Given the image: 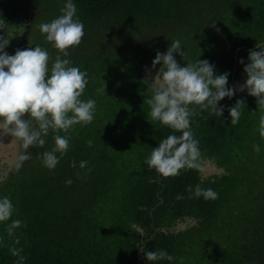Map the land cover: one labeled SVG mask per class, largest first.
Masks as SVG:
<instances>
[{
    "label": "trees",
    "instance_id": "obj_1",
    "mask_svg": "<svg viewBox=\"0 0 264 264\" xmlns=\"http://www.w3.org/2000/svg\"><path fill=\"white\" fill-rule=\"evenodd\" d=\"M66 3L0 0V18L14 27L15 18L34 7L33 20L24 23L27 48L31 41L46 49L50 68L58 52L38 26L59 17ZM72 3L77 8L74 19L83 23L85 34L68 50L70 55L61 58L87 72L81 99L96 101L94 118L58 133L70 138L69 149L54 169L44 167L40 158L54 147L50 132L44 147H34L19 172L0 183V198L8 197L15 207L11 220L22 221L13 237L6 232L11 220L0 223V264H16L18 258L9 251L16 238L23 264H264V140L258 131L262 112L256 98L235 91L232 98L218 102L224 108L222 117L197 108L199 114L190 118L202 167L210 159L227 174L203 178L191 169L164 178L149 170L145 160L161 140L181 133L151 119L150 106L144 103L151 93L142 78L143 65L179 40L184 59L173 55L182 67L207 60L215 66V75L229 73L226 87L238 79L246 82L249 52L259 51L257 43H264V0ZM211 21L228 41L207 29ZM10 42L12 46L13 39ZM103 88L106 93L98 92ZM237 100L244 102L239 123L233 126L228 109ZM257 144L258 153L253 149ZM81 161H87L85 168L79 167ZM197 184L211 188L218 198L189 199L186 189ZM178 194L184 199L177 200ZM187 217L197 224L178 234L161 231ZM139 247L164 250L175 259L151 262Z\"/></svg>",
    "mask_w": 264,
    "mask_h": 264
},
{
    "label": "clouds",
    "instance_id": "obj_2",
    "mask_svg": "<svg viewBox=\"0 0 264 264\" xmlns=\"http://www.w3.org/2000/svg\"><path fill=\"white\" fill-rule=\"evenodd\" d=\"M61 15L51 22L40 24L39 30L45 35L46 42L56 49L58 55L49 68L50 54L41 46L17 49L14 55H9L5 49L10 41L15 39V27L0 18V136H11L13 142H20V147L27 152L23 158H30L28 149L43 148L45 137L53 133L54 147L50 151L40 154L43 166L54 169L59 159L69 149V137L59 135L63 131L69 132L73 126L90 124L94 118L96 101L81 99L88 84L87 72L79 67L71 66L69 59H62L70 55L69 49L78 46L84 36V25L79 19H74L77 8L72 0L61 8ZM259 51L249 52V63L244 67L247 74L246 82L239 90L248 91V95L255 97L257 106L262 114L259 118V135L264 140V43H257ZM174 53L184 59L181 51V42L172 41L167 51L157 52L152 66L161 65L154 79H145L150 98L144 103L150 106V117L173 130V133L159 142L153 148L151 155L146 158L145 164L149 170H155L164 178L179 175L181 170L195 169L203 172L202 154L199 141L194 138L191 126V117L207 110L210 115L222 117L224 108L218 107V102L225 97L232 98L234 88L226 87L229 73L215 75V66L207 60H198L187 63L182 67L177 63ZM239 63L243 64L241 59ZM98 92H105V88ZM244 101L237 100L235 105L228 109L231 124L239 123L240 106ZM35 127H32V124ZM89 147L92 141L88 140ZM254 151H260V146L253 145ZM59 153V157L57 156ZM87 161H81L80 168H85ZM72 167H76L73 162ZM71 184L72 181H66ZM189 199L203 197L205 200H216L218 194L209 189H202L199 184L193 189L189 186ZM177 200L184 199L177 195ZM15 207L8 197L0 198V223L11 220ZM22 221L11 220L6 225L9 237L15 235V229L21 227ZM143 244V242H141ZM19 244L16 238L14 245ZM9 248L11 254L17 257L16 264H23L25 257L23 249L15 246ZM148 261H173L174 256L164 250L145 251Z\"/></svg>",
    "mask_w": 264,
    "mask_h": 264
},
{
    "label": "water",
    "instance_id": "obj_3",
    "mask_svg": "<svg viewBox=\"0 0 264 264\" xmlns=\"http://www.w3.org/2000/svg\"><path fill=\"white\" fill-rule=\"evenodd\" d=\"M33 11L30 12H24L23 15L25 16L23 18V23H27L29 21H32L35 16V8H32ZM18 19V18H17ZM207 29H213L215 30L225 41H228L227 34L222 30V28L218 25L217 22H213L208 25ZM14 35V34H13ZM25 36V34H23ZM228 47L231 46V44L228 42ZM245 50H248L245 48ZM238 54V52H236ZM237 59V58H236ZM159 69L155 66H153L150 63H146L142 67V78L152 80L155 78L157 72ZM245 82H235L232 83V88L235 89L236 92H245L248 93L247 89L245 88L244 91H240L239 88L241 85H243ZM27 152H25L20 147V142H13V137L9 136H0V159L1 163H7L10 166V170L6 171L2 177H0V183L7 181L11 178L12 174L18 173L20 170V165L22 161L24 160L23 155H26ZM227 174L226 169L224 167L218 166L214 161L208 159L204 161L203 166V172H201V176L203 178H209L213 175L222 176ZM197 222L190 217H187L185 221L178 222L174 227H171L169 229L163 228L161 229L162 232L167 233L168 231L173 234H178L179 232L186 231L188 228L196 225ZM136 228L139 232L143 233V229L140 227H137L136 225L133 226Z\"/></svg>",
    "mask_w": 264,
    "mask_h": 264
},
{
    "label": "flooded vegetation",
    "instance_id": "obj_4",
    "mask_svg": "<svg viewBox=\"0 0 264 264\" xmlns=\"http://www.w3.org/2000/svg\"><path fill=\"white\" fill-rule=\"evenodd\" d=\"M27 10V9H26ZM26 10H23V11H26ZM23 11H22V13H23ZM25 16L22 14V15H19V16H17L15 19H16V21L18 22L14 27V30L16 31V32H13V36H15V39H13V42H12V46H11V42H10V44H9V46L7 47L8 48V50H6L5 49V51H8V54L9 55H14L15 54V51L17 50V49H20V50H24V49H26L27 48V38H28V34H29V30L28 29H26V28H24V26H26V24H24L23 22V18H24ZM18 18V19H17ZM23 21V22H22ZM213 22H215V21H211V22H209L208 24H211V23H213ZM19 27H20V29L21 28H23V30L22 31H19V30H17L16 28H18L19 29ZM223 30V29H222ZM23 34H25V36L23 35ZM151 65H152V63H150ZM156 67L158 68V69H160V67L161 66H159V65H156ZM241 80L240 79H238V80H235L234 81V83L235 82H240ZM32 127H35V124H34V122H33V124H32ZM34 147H32V148H30V149H28V154L30 153V151L33 149ZM25 161V158H24V160L22 161V163ZM21 163V164H22ZM21 166V165H20ZM19 166V167H20ZM11 168H10V166L7 164V163H1V159H0V177H2V175L6 172V171H9ZM178 223V222H177Z\"/></svg>",
    "mask_w": 264,
    "mask_h": 264
},
{
    "label": "rangeland",
    "instance_id": "obj_5",
    "mask_svg": "<svg viewBox=\"0 0 264 264\" xmlns=\"http://www.w3.org/2000/svg\"><path fill=\"white\" fill-rule=\"evenodd\" d=\"M38 30H39V28H38ZM38 30H36V32H37ZM30 47H35V43H33V42L30 41ZM6 50H8L7 47H6ZM6 52L8 53V51H6Z\"/></svg>",
    "mask_w": 264,
    "mask_h": 264
}]
</instances>
